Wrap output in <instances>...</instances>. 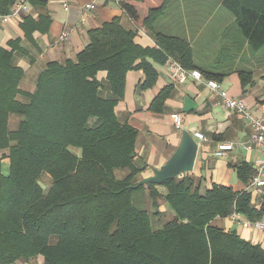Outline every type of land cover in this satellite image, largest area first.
<instances>
[{
  "label": "trees",
  "instance_id": "16d2710c",
  "mask_svg": "<svg viewBox=\"0 0 264 264\" xmlns=\"http://www.w3.org/2000/svg\"><path fill=\"white\" fill-rule=\"evenodd\" d=\"M173 1L118 0L135 29L115 17L88 30L87 46L74 60L49 62L32 92L21 88L25 71L16 59L28 56L21 40L0 46V264L37 258L44 264H264L262 245L225 222L234 214L262 221L263 199L255 204L247 191L208 187L207 178L195 172L132 188L144 179L147 162L138 156L139 131L118 116L128 74L142 71L139 91H148L159 77L148 60L165 65L172 59L206 81L225 78L196 66L184 40L155 30ZM15 2L0 0V14H9ZM32 4L46 9L45 3ZM223 6L236 18L251 53H262L264 0H224ZM50 23L47 13L37 22L25 19L26 40L46 34ZM139 29L149 31L156 47L135 42ZM239 76L243 87L253 83L252 73ZM170 90L154 99L151 114H164ZM6 159L8 176L2 171ZM253 174L249 165L238 167L244 184ZM44 177L51 183L48 191L41 185ZM145 187L152 215L133 202V194ZM169 210L172 218L155 230L153 221Z\"/></svg>",
  "mask_w": 264,
  "mask_h": 264
},
{
  "label": "crops",
  "instance_id": "0c3cea01",
  "mask_svg": "<svg viewBox=\"0 0 264 264\" xmlns=\"http://www.w3.org/2000/svg\"><path fill=\"white\" fill-rule=\"evenodd\" d=\"M17 1V0H16ZM32 1L46 4V9L34 6ZM95 0H31L30 10L8 24L0 26V46L7 48L10 41L21 40V47L28 56L17 57L16 64L25 71L21 88L34 91L39 74L49 62L63 63L74 60L89 43L87 32L101 27L115 17L122 18V24L135 29L118 5V0L97 1V9L82 22L83 8ZM224 0H174L166 14L157 22L155 30L165 36L184 40L193 54L194 64L210 72L225 75L220 82L229 96L243 102L256 118L264 119V51L253 55L249 42L238 28L236 18L223 6ZM63 13H62V12ZM45 13L51 23L46 34L35 33L26 40L21 27L27 18L38 21ZM1 15V14H0ZM76 31H75V30ZM69 39L61 41L64 32H71ZM135 42L143 48H154L156 43L146 29H139ZM158 72L157 84L148 91H139L145 82L142 71L130 72L127 76L124 101L119 105L118 116L139 131L137 151L147 162L144 178L152 175L151 168L161 167L176 150L184 129L194 137L201 133L205 141L200 145L195 175H204L207 186L212 184L231 187L235 191L251 193L253 202L264 201V194L256 196L249 190L253 177L244 184L238 178V167L254 164L263 157L259 151H247L246 144L253 135V127L237 113L222 106L219 96L212 93L205 84L190 80L185 84L174 83L168 63L165 65L148 60ZM252 73L253 83L243 87L239 73ZM165 89L170 96L163 115L149 112L154 99ZM182 120L181 129L177 120ZM195 138V137H194ZM224 143H232L235 149L225 158H216L215 152ZM144 161V160H143ZM255 174V172H254ZM254 174L252 176H254ZM236 175L238 185L234 184ZM227 228H236L242 238L264 248V232L246 229L226 220ZM264 222V218L262 220ZM16 264H44L42 258Z\"/></svg>",
  "mask_w": 264,
  "mask_h": 264
},
{
  "label": "built area",
  "instance_id": "2783aa9c",
  "mask_svg": "<svg viewBox=\"0 0 264 264\" xmlns=\"http://www.w3.org/2000/svg\"><path fill=\"white\" fill-rule=\"evenodd\" d=\"M31 0H17L11 10L7 15H0V26H4L9 23L11 19L22 17L27 14L30 10L29 2ZM97 1L93 3L86 4L83 8V15L81 18L82 22H85L97 9ZM75 30V29H74ZM64 32L60 36L61 41H66L69 39L71 33L74 32ZM76 31V30H75ZM171 77L174 83L185 84L190 80L196 81L198 83L205 84L208 89L219 96L222 106L230 111H233L240 115L244 120L249 121L253 127V135L246 144H241L240 146L247 151L257 150L263 156L256 161L254 164V176L250 181L249 190L255 193L256 196H262L264 194V119H259L254 117L246 105L229 96L228 92L225 91L221 84L214 80H204L203 75L198 70H187L180 63L175 60H170L168 62ZM177 128L181 129L182 120L178 118ZM195 139L198 141H205V137L201 133H195ZM235 149V145L232 143H224L219 146L218 150L215 152L216 158H225L229 152ZM231 219L241 225L246 229H254L259 232H264V222H248L240 218L238 214H234Z\"/></svg>",
  "mask_w": 264,
  "mask_h": 264
},
{
  "label": "water",
  "instance_id": "95a60500",
  "mask_svg": "<svg viewBox=\"0 0 264 264\" xmlns=\"http://www.w3.org/2000/svg\"><path fill=\"white\" fill-rule=\"evenodd\" d=\"M200 145L197 140L184 129L174 153L159 168L152 167V175L142 179L133 189L141 186L162 185L182 175L193 174L197 162Z\"/></svg>",
  "mask_w": 264,
  "mask_h": 264
},
{
  "label": "rangeland",
  "instance_id": "374dc122",
  "mask_svg": "<svg viewBox=\"0 0 264 264\" xmlns=\"http://www.w3.org/2000/svg\"><path fill=\"white\" fill-rule=\"evenodd\" d=\"M2 171H3V174L5 176H8L9 175V160L8 159H6V160L3 161ZM116 175L120 179V178L123 177L124 173L122 171H117L116 172ZM233 182H234V184H237L238 185V180H237L236 175L233 177ZM41 185H42V187L45 190L48 191L49 187L51 186V183H50V181H49V179L47 177H44L41 180ZM161 191L165 192V190H161ZM133 202L135 204V207L137 209H139V210L146 211L150 215H152V213L155 212V210L153 209V206H152V201H151V199L149 197V191H148L147 187H145L144 189H141L139 191H136L133 194ZM165 210H166V207H162L161 208V211H165ZM164 215L165 216L163 218L157 219V220H154L153 221V227L155 228V230L162 229L163 226L165 225V223L168 222L172 218V212H171V210H169Z\"/></svg>",
  "mask_w": 264,
  "mask_h": 264
}]
</instances>
